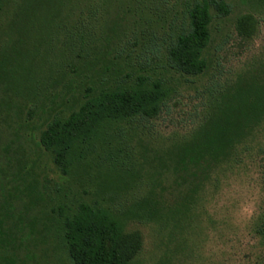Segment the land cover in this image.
I'll list each match as a JSON object with an SVG mask.
<instances>
[{"label": "trees", "instance_id": "1", "mask_svg": "<svg viewBox=\"0 0 264 264\" xmlns=\"http://www.w3.org/2000/svg\"><path fill=\"white\" fill-rule=\"evenodd\" d=\"M136 3L0 0V194L6 177L28 175L21 166L25 161L12 147L29 124L25 116L36 115L47 82L61 87V105L68 103V94H77L69 114L55 112L38 137L37 146L64 175L87 167L85 155L105 152L106 146L110 152L108 141L115 140L114 130L121 134L123 124L153 118L169 100L172 77L143 74L142 68L136 71L129 56L125 59L119 53L131 30L130 15L143 12L144 6ZM213 10L230 13L222 0H193L181 12L180 26L164 53L173 75L197 78L210 69ZM252 22L243 16L238 26L247 31ZM208 94L205 113L188 136L163 154L155 152L152 160L143 152L141 158L150 169L144 192L122 213L154 224L170 239L184 237L187 225L197 221L194 211L202 192L219 170L239 161L240 146L264 126V58L233 83L218 85ZM113 125L118 126L110 135ZM131 131L135 135V129ZM35 184L15 196H0V264H8L7 244L24 218L15 214L13 197L21 204L26 197L39 205ZM61 216V241L74 264H126L128 236L118 214L98 203L80 202ZM256 234L264 242V227ZM182 241L186 245L185 238Z\"/></svg>", "mask_w": 264, "mask_h": 264}, {"label": "rangeland", "instance_id": "2", "mask_svg": "<svg viewBox=\"0 0 264 264\" xmlns=\"http://www.w3.org/2000/svg\"><path fill=\"white\" fill-rule=\"evenodd\" d=\"M222 1L230 13L212 11L210 69L202 77L179 78L166 66L164 53L180 26L181 12L193 0H137L143 12L130 15L131 30L119 53L125 59L129 56L136 71L142 68L143 74L172 77L174 91L153 118L123 124L121 134L113 125L109 134L116 135L108 141L111 151L106 152V146L105 152L85 155L88 166L70 175H64L37 145L48 119L60 109L67 116L77 94H68V103L61 105V87L46 83L47 93L40 95L36 115L25 116L29 124L12 147L16 157L25 161L21 166L28 175L6 177L1 187L0 196L7 197L36 183L40 195L39 205L26 197L21 204L13 197L15 214L24 218L7 244L8 264H74L61 241V215L73 212L80 202L98 203L124 220L129 244L126 264H264V242L256 234L264 227V126L240 146L239 161L219 170L202 192L194 211L197 221L183 230L186 245L180 237L170 239L168 232L154 224L122 214L144 192L150 169L142 154L154 158L155 152L163 154L188 136L205 113L208 93L233 83L264 58V1ZM243 16L253 19L247 31L238 26Z\"/></svg>", "mask_w": 264, "mask_h": 264}]
</instances>
